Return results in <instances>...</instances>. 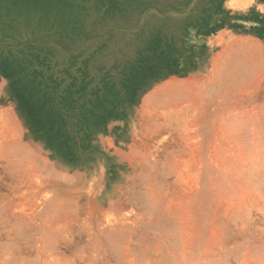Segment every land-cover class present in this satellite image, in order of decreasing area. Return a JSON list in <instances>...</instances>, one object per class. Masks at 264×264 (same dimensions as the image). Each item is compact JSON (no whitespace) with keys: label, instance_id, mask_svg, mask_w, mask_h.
<instances>
[{"label":"rangeland","instance_id":"rangeland-1","mask_svg":"<svg viewBox=\"0 0 264 264\" xmlns=\"http://www.w3.org/2000/svg\"><path fill=\"white\" fill-rule=\"evenodd\" d=\"M0 264H264V0H0Z\"/></svg>","mask_w":264,"mask_h":264},{"label":"crops","instance_id":"crops-1","mask_svg":"<svg viewBox=\"0 0 264 264\" xmlns=\"http://www.w3.org/2000/svg\"><path fill=\"white\" fill-rule=\"evenodd\" d=\"M253 2H257V1H259V0H252ZM254 18H257L258 20L257 21H259V18L258 17H254ZM190 31H192V30H190ZM188 38H192V37H195V35H194V33L193 32H190L188 35Z\"/></svg>","mask_w":264,"mask_h":264}]
</instances>
